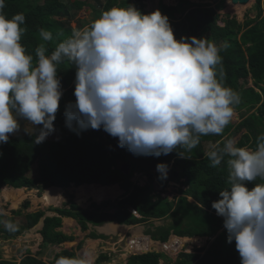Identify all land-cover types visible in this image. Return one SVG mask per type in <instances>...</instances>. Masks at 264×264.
<instances>
[{
	"label": "clouds",
	"instance_id": "clouds-1",
	"mask_svg": "<svg viewBox=\"0 0 264 264\" xmlns=\"http://www.w3.org/2000/svg\"><path fill=\"white\" fill-rule=\"evenodd\" d=\"M4 8L5 0H0V144L8 143L10 134L19 131L21 120L35 126L42 125L35 136V144L43 143L55 132L54 121L64 95L58 65L65 59L76 67V101L65 106V126L77 135L89 129H103L118 139L119 147L127 148L136 156L160 157L176 151L185 157L177 151L178 148L190 152L199 145L202 136L222 134L234 116L235 107L240 104L239 93L224 84L225 73L220 55L224 45H217L206 37H181L177 40L169 17L159 9L144 14L134 5L112 7L103 11L89 26L58 43L50 55L45 45L41 44L33 56L21 43L26 31L22 27L26 19L24 14L18 13L9 19L3 12ZM217 14L220 16L218 11ZM40 35L44 41L53 39L52 33L44 29L40 30ZM101 142L108 149L106 156L110 157L111 146L104 133ZM99 155L106 157L102 153ZM206 156L212 167L219 166L227 157L229 187L219 191L220 199L212 202V208L224 220L227 243L235 242L241 264H264V135L257 137L255 149L238 147L233 138L222 147L214 146ZM176 159L172 160L170 167L161 163L157 169L135 173L146 179L144 186L151 179L154 202L160 197L172 202L180 198L165 197L163 191L168 184L184 186L176 182L172 173ZM127 164L130 163L121 162L118 166L125 175L123 168ZM155 177L161 185L156 183ZM257 180L260 183H255L253 188L247 186ZM89 185L98 189L110 187L95 183L76 186L71 183L68 188ZM117 185L115 193L118 197L94 204L110 203L98 215L114 216L117 204L126 199L127 192L119 183ZM52 187L35 188L44 191ZM2 188L14 187L6 185ZM184 189L187 187L184 186ZM66 197L69 198L60 209L72 210L71 203L83 207L75 201L72 193ZM127 211L142 222L128 225L105 220L104 216L102 224L118 222L124 230H129L122 240L124 243L120 242L122 232L114 234L117 235L116 241L111 240L114 235L103 233V237L95 239H100L97 243L103 246L104 241L112 242L114 252L128 256L163 253L168 259L162 258L160 264H170L169 260H172L169 257L176 261L181 253L196 254L199 250L200 256L206 254L207 241L202 245L197 241L202 237L172 234L167 242H161L153 240L148 231L133 236V230L145 223L154 225L157 220L169 217L173 220V217L145 220L137 208L129 207ZM5 227L12 229L13 225L5 222ZM173 237L177 238L174 242L176 250L171 252L161 247ZM147 238L159 245L151 246V250L141 254L132 249ZM186 238L192 241H180ZM157 246L160 249H155ZM55 264H92V261L87 254L80 257L60 256Z\"/></svg>",
	"mask_w": 264,
	"mask_h": 264
},
{
	"label": "trees",
	"instance_id": "trees-1",
	"mask_svg": "<svg viewBox=\"0 0 264 264\" xmlns=\"http://www.w3.org/2000/svg\"><path fill=\"white\" fill-rule=\"evenodd\" d=\"M224 1L226 0H223L221 4ZM127 2L128 0H5L3 12L9 19L18 13L24 14L26 19L22 27L26 31L22 36L21 43L29 54L35 56V49L44 44L48 49L47 54L50 55L58 43L77 31L72 27V23L77 17L73 10L83 9L94 3L104 4L105 9L126 8ZM263 3L264 0H256L258 11L256 18L253 19L246 15L244 23H240L236 18H228L224 27L218 25L220 16L215 9H205V15L209 21L206 22L207 28L202 34L217 45H224L220 52L225 73L224 84L240 95V104L235 107V110L241 113L242 121L239 124L231 121L220 135L202 136L199 145L190 152L178 148L177 151L182 152L185 157L180 156L176 151L160 157L136 156L127 148L119 147L118 139L111 137L103 129H89L80 135L69 130L65 126L64 111L67 104L76 101L75 84L73 83L64 92L60 101V109L54 121V133H58L60 136L58 141L45 140L41 144H35V136L42 125L35 126L25 121L21 123L19 129L21 132L10 134L8 143L0 144V188L8 185L14 188L42 187L43 189L52 186L68 187L71 183L76 186L92 183L101 185L119 183L127 192L126 199L117 204V213L114 218L110 214H97L103 207H107L109 202L94 206V210H84L75 203H71L72 210H52L57 212L60 217L45 219V225L40 231L43 234L45 245L54 244L56 237H61L59 240L64 239L61 233H54V230L61 226L62 217L77 219L83 230H88L89 223H94L95 226L102 225L105 222L104 216H106L105 220H120V223L131 225L142 222L141 219L135 218L127 211L129 207H134L145 217V220L166 218L169 215L173 217L171 223L156 227L155 230H148V234L155 241L167 242L172 234L181 237H213L217 235L215 242L210 245L205 255L200 256L199 250L196 251V254L181 253L175 262L169 260L170 264H241L235 242L227 243V230L223 226V218L218 216L216 210L212 208V202L220 199L219 191L229 187L227 157L219 166L212 167L205 154V147L208 143L222 147L227 140L241 134L237 146L255 149L257 137L264 135ZM161 7L162 11H172V17L176 15L174 11L177 7L169 8L163 3ZM139 10L144 14L149 13L144 9ZM164 14L167 15L165 12ZM81 27L82 25H79L78 30ZM41 29L52 33V41L43 40L40 35ZM71 74L73 80L76 76V67L65 59L58 65V76L60 78L70 77ZM249 79L253 80V86H248ZM240 80L244 81L241 85ZM103 133L111 146L110 157L106 156L108 149L101 142ZM99 153L106 157L97 156ZM175 158L177 159L172 169L174 178H176V182H181L187 187V189H179L180 198L177 202L164 200L161 197L159 201L154 202L151 197L154 192L151 179L144 187L132 182L131 178L135 173L146 172L152 168L157 169V165L161 163H166L170 167ZM121 162H128L132 165L130 176L120 172L118 166ZM33 166H37L38 176L36 178H31L28 175ZM185 179L186 181H183ZM255 183H260V181L249 182L247 186L251 189ZM189 197L193 198L194 202H190ZM28 207L29 203L24 202L23 208L27 209ZM21 211V209L14 211L13 217L7 218L8 222H15L14 216H21ZM43 216L44 212L42 211L28 214L15 229L14 227L8 229L5 224L0 223V234L4 233L7 238L12 235L18 236L20 232L35 227ZM109 217L110 219H108ZM103 236L97 234L96 231L90 235L95 239ZM132 249L147 252L150 248L142 247L138 243ZM74 255L65 251L60 256L74 257ZM162 258L168 259L163 253L152 252L131 256L129 264H160ZM90 259L92 260V258ZM0 264L46 263L31 255L25 256L20 263L16 260L3 259L0 255Z\"/></svg>",
	"mask_w": 264,
	"mask_h": 264
},
{
	"label": "crops",
	"instance_id": "crops-1",
	"mask_svg": "<svg viewBox=\"0 0 264 264\" xmlns=\"http://www.w3.org/2000/svg\"><path fill=\"white\" fill-rule=\"evenodd\" d=\"M173 2L175 3V4H173V6H167L166 3H163L161 1L159 3V10L163 13L165 12L167 14V16L169 17V21L173 27L174 35H175L176 39L179 40L181 37H197V38L206 37L207 38V36L202 34V33H204L205 29L207 28L206 22L209 21L207 16L205 15V9H215L216 11H218L220 13V10H218V7H220V5H221V0H194V1L193 0H180V1L179 0H173ZM133 3L136 4L134 6L138 10L142 7V5H140L138 3H135V2H133ZM162 3L166 7H174V8L177 7L174 11V13L176 15L174 17H172V15H173L172 11H169V12L162 11L161 10L162 9V7H161ZM179 4H180V6H179ZM94 5H95V7L97 6V4L94 3L93 5L88 6V9L73 10V12L75 13L76 16H78L81 12H84V16H85L86 20H88L87 18L89 17L90 12L92 14H94L92 16V17H94L93 20L91 22L89 20L90 23H88L86 25H84L81 20H78V25L75 28V29H77V31H80V30L86 28L87 26H89L95 19H97L101 15V13L103 11L109 10V9H105L103 7L104 4L98 5L99 7H101V6L103 7L102 10L96 9L94 7ZM126 7H128V5ZM150 7H151V9L154 8V7H152V5H150ZM262 7H264V3L262 5ZM145 10H147L149 12L147 14L151 13L150 9H145ZM152 10H154V9H152ZM79 21H80V24H79ZM79 25L80 26L82 25L80 30H78ZM184 35H186V36H184ZM71 78H72V74L70 75V77H67V76L61 77L63 92H66L67 89L69 87H71L72 83L75 84V78L73 80ZM52 135H54V138L50 136L46 140L52 141V142L59 140L60 136L58 133H53ZM155 181L158 185H161V181L158 179V177H155ZM89 186H90L89 188H86L88 191L94 187L92 185H89ZM0 189L4 190V188H0ZM23 189H25V188H23ZM12 190L16 192V191H20L22 189L12 188ZM113 192L114 191L112 190L109 197L102 198L101 200H98V201L100 202V201L105 200L107 198L115 199L116 197H118V194L115 192L113 193ZM65 195H66V193L63 191L62 188H53L52 187L49 190L45 189L43 192V195H42L43 197L41 200H43L44 198H48V200H52V204L45 205L42 202L40 205H41L42 212H44V216L41 218L40 222L35 227H33L32 229H30V230L27 229V230H24L23 232H20L21 235L24 234L25 237L29 238L30 235L28 234V231H31L34 228L39 227V229H38L39 230L38 241L40 243L37 245V246H39L38 247L39 251L36 252V254L39 257H35V255L33 257L45 262L46 264H53V262L56 261L58 256L63 255V252H65V251H69V252L75 254L74 257H80V256L87 254V256L89 258H92V260H91L92 264H128V260L130 259L131 256L120 254V252H114L112 249L109 248V246H112V242L107 243L106 241H104L105 245L101 246L100 243H97L100 239L95 240V238L90 237V235L92 233H94L95 230H96L97 234H99V235H102L104 232H107V231H109V232H116V231L123 232V231H121L123 229V226L121 224H119L118 222H113V223L109 222L104 227V232H103V231H100L101 227L103 225H100L98 227V226H94L93 224H89L88 230H83L82 226L80 225V223L77 219H75L73 217H62L61 226L56 228L54 230V233H61L64 236V239L63 240L60 239L54 245H52V244L45 245L44 244V237H43V234L40 233V231L43 229V227L45 225V219L47 217H50V218L60 217L58 215V213L51 211V210L60 209L62 207V205L67 202ZM52 206H54V207H52ZM48 207H50L51 210L48 209ZM13 210L16 211L15 209H13ZM37 212H39V211H37ZM37 212H34V213H37ZM8 217H13V212H12L11 216L0 213V218L7 219ZM17 217H18L17 215H16V217L14 216V218L16 219L17 227H18L20 225V222H22L24 219H20ZM112 218H114V216H112ZM15 228L16 227H14V229ZM76 233H77V236H76ZM114 234L115 233H112V235H114ZM15 237H17V236L12 235L10 238H7V236H5L4 233H3V235L0 234V238L4 239V240H12V239H15ZM59 238H61V237H59ZM77 241H79L78 244H77ZM93 243H95V244L97 243V246L95 249L90 248L91 245H94ZM140 244L142 247H148V248H150L151 246H154V245H158L157 243H153L149 238H147L146 240L145 239L142 240L140 242ZM80 245H82L81 248H79ZM69 246H71V247H69ZM157 247L155 249H159V246H157ZM53 248H55V250L53 251L52 257H50L51 250ZM149 250H151V249H149ZM22 252L23 251H21V253ZM48 254H49V256H48ZM28 255H31V253L28 254L27 250H25V254L23 255V257L19 261L21 262L22 259ZM11 260H16V259H11ZM19 261H18V263H20Z\"/></svg>",
	"mask_w": 264,
	"mask_h": 264
},
{
	"label": "rangeland",
	"instance_id": "rangeland-1",
	"mask_svg": "<svg viewBox=\"0 0 264 264\" xmlns=\"http://www.w3.org/2000/svg\"><path fill=\"white\" fill-rule=\"evenodd\" d=\"M123 1H125V0H123ZM161 1L163 3H166L167 6H173V4H175L173 2V0H148V1H142V2L134 1V0H128L127 5H136V4L133 3V2H135V3H138V4L142 5V7L140 9H150V11L152 13V12L156 11L157 9H159V3ZM222 1L223 0H221V2ZM230 1L231 0H227V2L224 1V3L222 5L225 6V7L222 8V9L219 8L220 9V20L218 21V24L220 26H225V21L228 18L229 19L236 18L240 23H244L245 20H246V15H248L250 18H253V19L257 17L258 11H257V8H256V0H252L248 5H244V6H239V5L236 6V5H233ZM150 5H152V7H154V8H152L154 10L151 9ZM94 7H95V5H94ZM228 7L230 9H228ZM95 8L96 9H100V10L103 9L102 6L99 7L98 5ZM83 9H88V7H85ZM93 15L94 14H92L90 12L89 13V17L87 18L88 20H86L85 19V16H84V12H81L76 17L77 19H76V21H74L75 23L74 22L72 23V27H74V28L77 27L78 20H81L84 25L90 23L93 20V18H94V17H92ZM89 20H90V22H89ZM184 36H186V35H184ZM243 82L244 81H241L240 80V85L243 84ZM248 86H253V80L252 79H249ZM231 121L233 123L239 124L242 121L241 113H239L238 111L235 110L234 111V116H233V118H232ZM22 122H25V121L24 120H21L20 121V125H21ZM19 131H17L15 134L19 133ZM23 133L26 134V132H24V131H23ZM50 136L54 138V135H50ZM240 137H241V134L239 136H237L236 138H234V139L236 141H238L240 139ZM213 148H214V144L208 143L206 145V147H205L206 153L212 151ZM97 156H102V155H97ZM103 161H104V159H103ZM28 175L31 178H36L38 176L37 166L36 167L35 166L31 167L30 172L28 173ZM132 181L134 182V184H139L140 186H144L143 184H145L146 179L145 178H141V175L140 174H136L133 177ZM89 187L90 186H82V187H79V188H70V189L67 187L63 191L66 193V195L72 193L73 194V197L75 198V201H77L78 203L87 200L81 206H83L82 207L83 209H90V210H92L94 204L98 200H101L102 198L109 197L111 191L113 190L115 192V189L118 188V185L117 184H114L113 188L112 187H106L104 190L101 188L102 191H100L101 189L94 188V187L90 189L91 191L90 190L88 191L86 188H89ZM180 188H184V186L179 187L178 184H175L173 186H171L170 184H168V186L163 190L164 191V196L165 197H168L170 199H173V197H180V194H179V189ZM30 190L32 191L31 193H29ZM30 190L27 191L28 192L27 193V196L24 199H22V201L17 206H14L15 207L14 208L13 205H12V202H11L12 200L10 201L9 199L6 198L10 193L8 191H5V188H4V190L3 189L2 190L0 189V213L1 214L8 215V216H11L12 215V212H14L13 209H15L16 211H18V210L21 209L22 210L21 211L22 212V215L21 216L17 215L18 216L17 218H20V219H24L25 220V216L26 215L31 214V213H34V212H37V211H42L41 210V205H40L42 202L45 205L52 204V200H48L46 198H44L43 200H41L42 197H43L42 196L43 195V192H44V191H41V189H37V188L33 187ZM81 190H83L86 194H89V195H87L88 197H83L84 195L81 194V192H80ZM92 191H93V193H92ZM106 193H108V194H106ZM98 195H99V198L98 199H95L94 197L95 196L98 197ZM68 198L69 197H66V199H68ZM83 199H86V200H83ZM189 200L193 201L192 198H189ZM24 202H28L29 203V207L27 209H24L23 206H22L24 204ZM52 207H54V206H52ZM48 209H50V207H48ZM113 210H115V209H106L105 211H111L112 212ZM108 219H110V217ZM118 221L120 222V220H118ZM172 221H173L172 218L169 217V218L164 219V220H161V221H158V220L155 221L154 222V225L149 224V223H145L140 228L134 229L133 232H132V234H133V236H138L139 234H141L143 232L147 233V231L150 230V229H155L156 227L163 226L164 224H167V223H171ZM5 222H8V219H2V218H0V223L1 224H5ZM15 222H16V220H15ZM15 222L11 223L13 225V227H17V224H15ZM106 225L104 224L101 227V230L100 231H103L104 232V227ZM38 229H39V227H36L33 230L28 231V234L30 235L29 238L25 237L24 234L21 235V233H19L18 236L15 237V239H12V240H4V239H1L0 238V255L4 259H6V260L16 259V261L18 262L23 257V255L25 254V250H27V253L28 254L31 253V255L33 254L32 256L35 255V257H39L36 254V252L39 251V249H38L39 246H37V245L40 243L38 241V237H39V235H38L39 230ZM121 231H123L122 232L123 235L121 237L122 239L120 240V242L125 238V236L127 234V231H129V230L122 229ZM117 232L118 231H116V232H109V231H107V232H104V233H106V234L107 233L108 234L115 233L116 234ZM76 236H77V233H76ZM116 236L117 235L112 236L111 237V240L114 239V241H116L115 240V237ZM216 237L217 236H214L212 239H206V237H202V239H197V241L201 245L204 244L205 241H207L206 242V245H205V249H207V248L210 247V245L212 243L215 242ZM58 241H59V238L56 237L54 244H56ZM175 241H177V238L173 237V238H171V240L168 243H166L164 246H161V247L162 248H165V249H167V250H169V251L172 252V250H176V247L174 245V242ZM180 241L183 242V243H185V240H181L180 239ZM186 241L190 242L191 240H188L186 238ZM78 242L79 241H77V244H78ZM122 242L124 243V241H122ZM54 244H52V245H54ZM96 246H97V243L96 244L94 243V245H91L90 248L91 249H95ZM69 247H71V246H69ZM81 247H82V245L79 246V248H81ZM111 249H115L113 245H112V248ZM189 249H192V248H189ZM54 250H55V248H53L51 250L50 257H52ZM21 251H23V252L21 253ZM131 253L133 254V252H130L129 254H131ZM137 253L141 254L142 252H137ZM48 256H49V254H48ZM169 259H171L172 261H175V258L172 259V258L169 257ZM164 261H166V260H164ZM130 262H131V260L129 259L128 260V264Z\"/></svg>",
	"mask_w": 264,
	"mask_h": 264
},
{
	"label": "bare ground",
	"instance_id": "bare-ground-1",
	"mask_svg": "<svg viewBox=\"0 0 264 264\" xmlns=\"http://www.w3.org/2000/svg\"><path fill=\"white\" fill-rule=\"evenodd\" d=\"M233 7V6H232ZM228 9H230L229 7H228ZM110 187H112L113 188V186L112 185H109ZM116 186V185H115ZM117 187V186H116ZM85 189V188H84ZM103 190L105 189V188H102ZM102 189L100 190V191H102ZM5 191H8L10 194L6 197L7 199H9L11 202H12V205H13V207L14 206H17L21 201H22V199H24L26 196H27V189H22V190H20V191H13L12 190V188H5ZM32 191L30 190L29 191V193H31ZM81 192V194H83L84 196L83 197H88L87 195H89V194H86L83 190H81L80 191ZM112 192V191H111ZM5 193V192H4ZM58 193V192H57ZM92 193H93V191H92ZM114 193V192H113ZM106 194H108V193H106ZM97 196H95L94 198L95 199H98L99 198V195H98V197L96 198ZM81 198V197H80ZM34 199V198H33ZM46 199H48V198H46ZM82 199V198H81ZM83 200H86V199H83ZM87 201V200H86ZM86 201H82V202H79L80 203V205H82L83 203H85ZM86 205V204H85ZM188 240H191V239H188ZM186 241V240H185ZM192 241V240H191ZM94 244V243H93ZM95 247V246H94ZM121 257V256H120Z\"/></svg>",
	"mask_w": 264,
	"mask_h": 264
},
{
	"label": "water",
	"instance_id": "water-1",
	"mask_svg": "<svg viewBox=\"0 0 264 264\" xmlns=\"http://www.w3.org/2000/svg\"><path fill=\"white\" fill-rule=\"evenodd\" d=\"M134 1H148V0H134ZM252 0H231V3L234 5H239V6H244V5H248ZM130 170H131V165L127 164L125 165V167L123 168L124 173H126V175L130 174Z\"/></svg>",
	"mask_w": 264,
	"mask_h": 264
},
{
	"label": "built area",
	"instance_id": "built-area-1",
	"mask_svg": "<svg viewBox=\"0 0 264 264\" xmlns=\"http://www.w3.org/2000/svg\"><path fill=\"white\" fill-rule=\"evenodd\" d=\"M134 214H137L136 211H133Z\"/></svg>",
	"mask_w": 264,
	"mask_h": 264
}]
</instances>
